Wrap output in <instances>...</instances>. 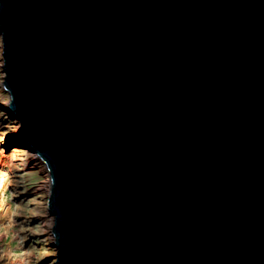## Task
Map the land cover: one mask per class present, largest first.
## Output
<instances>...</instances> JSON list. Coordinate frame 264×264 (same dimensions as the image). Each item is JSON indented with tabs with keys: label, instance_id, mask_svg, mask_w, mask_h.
<instances>
[{
	"label": "water",
	"instance_id": "obj_1",
	"mask_svg": "<svg viewBox=\"0 0 264 264\" xmlns=\"http://www.w3.org/2000/svg\"><path fill=\"white\" fill-rule=\"evenodd\" d=\"M0 36L55 264H264V0H0Z\"/></svg>",
	"mask_w": 264,
	"mask_h": 264
},
{
	"label": "rangeland",
	"instance_id": "obj_2",
	"mask_svg": "<svg viewBox=\"0 0 264 264\" xmlns=\"http://www.w3.org/2000/svg\"><path fill=\"white\" fill-rule=\"evenodd\" d=\"M2 57L0 36V159L11 170L12 184L7 196L15 209L12 230L19 236L26 256L16 260L8 255L6 247L9 240L0 233V264H55L56 248L52 242V228L50 230L46 226L52 216L46 204L49 194L44 184L43 167L41 163L34 162L36 159H33L29 149L21 145L17 141L19 137L15 136V133L19 134V121L7 113L5 100L10 96L4 86Z\"/></svg>",
	"mask_w": 264,
	"mask_h": 264
},
{
	"label": "bare ground",
	"instance_id": "obj_3",
	"mask_svg": "<svg viewBox=\"0 0 264 264\" xmlns=\"http://www.w3.org/2000/svg\"><path fill=\"white\" fill-rule=\"evenodd\" d=\"M3 59L4 58L2 57V65H4ZM5 75H6L5 70H3V76H5ZM5 102H6L5 105L7 106V113L12 118L13 116H12V112L10 110V98L8 97V100H5ZM19 126H20V124L18 122L17 128L20 130ZM15 136L19 137L18 132L15 133ZM17 141L21 142L20 138L17 139ZM27 149H29V148H27ZM29 152H30L31 156H33V159L34 158L36 159V160H34L35 163L37 161V162L42 164L44 176H45V183L44 184H45V188L47 189V192L49 194L50 179H49L48 168L46 167L42 158L36 152H34L33 150H30V149H29ZM11 184H12L11 170H10L9 166L5 163L4 160L0 159V217H1L0 233L3 236H6L8 238L7 240H9L7 242L8 245L6 247V253L8 255H10L12 258H15L16 260H20V259H22V257H25L26 254H25V251H24V248H23V245L20 241L19 236L17 235L16 232H14V230H12V227L15 224V209H14L13 204L9 201L8 196H7L8 190L11 187ZM46 204L48 205V202H46ZM49 213H50V211H49ZM53 223H54V217L52 216V219H50L48 221V223L46 224L47 228L51 230ZM51 236H52V242H54V238H53L52 233H51ZM11 249H13L14 251L12 252Z\"/></svg>",
	"mask_w": 264,
	"mask_h": 264
}]
</instances>
